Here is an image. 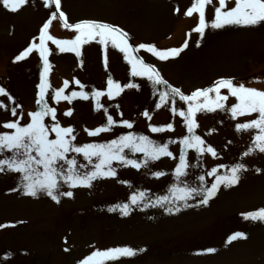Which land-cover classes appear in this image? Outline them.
I'll return each instance as SVG.
<instances>
[{"label":"rangeland","instance_id":"obj_1","mask_svg":"<svg viewBox=\"0 0 264 264\" xmlns=\"http://www.w3.org/2000/svg\"><path fill=\"white\" fill-rule=\"evenodd\" d=\"M42 4L41 0H27L19 11L13 12L0 3V87L5 90L11 87L6 90L8 95L0 96V105L5 106L0 108V133L12 131L2 127L4 122L18 121L25 126L31 122L30 108L32 112L39 110L35 100L39 92V75L44 70V65L39 70V50L33 49L34 52L27 55L28 59L16 61L15 58L34 44L32 35L40 29L38 26L46 16V12L42 13ZM192 4L193 0H61L60 10L70 24L94 20L121 29L133 37L129 39L136 50L141 44L153 45L160 51L183 47L178 56L169 58L171 60H160L146 49H141L140 56L135 49L129 50L128 56L153 66L169 84L184 93L209 85L213 87L216 81L229 78L234 83L264 90V22L255 26L225 25L214 29L211 23L219 0H211L205 7L208 27L201 37L192 31L198 24V13L185 15ZM234 6L235 0H226L222 11ZM51 7L54 11V5ZM49 20L52 28L64 27L58 13L53 19L51 12ZM59 35L51 34L54 39ZM99 41L100 37L96 36L88 45L81 46L79 57L71 55L74 52H60L49 41V48L53 44L55 53H60L49 60L51 67L46 77L50 86L45 99L48 106L55 109V118L61 127L74 129L72 144L77 147L109 144L122 135H143L158 145L167 144L172 156L148 160L145 166L144 153L125 148V157L136 160L141 167L124 166L114 160L111 168L116 171V176L98 177L90 187H69L61 179L59 192L71 191L73 195L57 193L59 203L46 192H38L35 197L26 194L19 173L7 169L0 172V264H82L94 252L123 247L133 249L135 255L117 259L96 257L95 260L99 264H264V220L246 219L244 215L264 208V153L254 150L245 156L244 153L254 147L252 140L256 130L237 131L236 128L239 123L257 118L258 113L234 119L230 109L238 101L227 88H221L219 93L228 97L222 102L227 109L207 110L217 100L215 92L206 101L196 98L200 105L206 106L195 114L198 126L194 133L204 141L200 147L210 158L207 165L212 166L215 160L222 161L224 167L221 168L227 166L226 170H230L223 176H230L231 168L237 164H243L244 169L238 173L236 184H220L207 205L200 202L202 196L186 202L176 200L173 198L174 187L210 188L217 179L214 175L222 173L218 169L215 174L205 173L206 177L202 174L203 184L194 179L199 172L193 170L176 178L174 173L182 150L189 165L194 160L198 169L202 168L198 157L187 159L188 153L197 156V149L181 143L189 136L187 125L179 114L184 112L182 101L170 94L167 102L157 108L156 105L161 103L158 85L146 76H132L125 53L113 46L111 38L106 45ZM130 42L127 40L129 46ZM185 42L187 47H184ZM51 76L54 82L58 80L57 85L51 82ZM113 77L123 90L113 88L110 98L107 81ZM240 77L244 79L235 80ZM77 80L83 87L77 85ZM128 83H135L138 88L124 87ZM58 87H70L71 93H87L88 98L77 96L71 103L60 99L65 103L64 107L54 98ZM96 87L99 92L106 93L105 101L113 106V120L117 123L92 139L88 131L107 125V117L103 120L100 114L108 108L102 103L101 96H92ZM15 97L19 100L18 106ZM190 104L193 105L192 101L186 102L187 107ZM13 109L16 116L11 114ZM69 110L71 115H65ZM145 111L151 119L143 115ZM51 117L50 114L44 118L50 129L54 126ZM123 121H129L132 127L124 126ZM206 122L209 126L201 130ZM118 123L122 129H115L120 126ZM168 124H172V130L167 129ZM150 126L164 130L152 132ZM49 139H55L54 132H49ZM208 147L214 150L215 156L206 151ZM11 155L5 151L0 158ZM66 156L77 161L76 170L80 173L94 170L93 165L99 162L93 156L89 163L83 154L71 151ZM60 166L68 167L63 161ZM156 172L165 175L157 178ZM140 192L146 193V199L133 204L131 197ZM162 197H168V200H160ZM113 202L121 207L110 210ZM124 205H128L127 215L123 211ZM236 233H242V238L231 240Z\"/></svg>","mask_w":264,"mask_h":264},{"label":"snow or ice","instance_id":"obj_2","mask_svg":"<svg viewBox=\"0 0 264 264\" xmlns=\"http://www.w3.org/2000/svg\"><path fill=\"white\" fill-rule=\"evenodd\" d=\"M4 8L16 12L23 5L27 3V0H0ZM46 6L54 5V11L52 12V18H56V14H59V19L63 21V26L68 29L74 30L78 35L74 39L60 40L54 39L48 34V29L51 20L44 23L40 30V44H39V55L44 63V71L41 72V82L37 86L39 92L37 93L36 104L39 110L29 113L31 122L25 126H21L18 121L4 122L2 127L5 129L12 130L11 132L0 133V156L5 151L12 153L10 157L0 158V172L7 169L8 171L16 172L21 175L23 180V187L26 194L36 196L38 192H46L54 201L59 203L57 193L60 195H66L71 197L73 193L71 191L59 192V180H63L69 187H90L91 182L98 177H115L116 171L111 168L112 161H118L124 166H132L134 168L141 167L136 160H130L125 157L123 151L128 148L133 152H142L145 155L144 165H147L148 160H157L161 156H172V153L168 150L167 144L158 145L151 141L148 137L140 135L134 136L132 134L122 135L118 139L112 140L109 144H86L83 147H77L72 144V140L75 139L73 135L74 129L72 127H60L57 123L51 129L44 123V118L51 114L55 118V109L50 108L45 99L49 84L47 82V74L51 67L48 62V55L50 54L49 49L45 46V41H52L60 52H74L78 57L81 55L80 48L84 43H88L90 39H94L96 36L100 37V43L104 44L111 38L114 47H119L121 52L125 53V58L128 59L132 65V76H146L149 81L155 85H167V81L164 80L156 69L148 64H145L140 59H131L128 56L129 45L127 43L128 34L121 29L99 21L94 20H83L75 24L67 22L65 13L61 11V0H44ZM211 3V0H193L192 6L185 12L186 16H191L194 12L198 13L199 20L196 27L192 31L199 33L203 37L206 27L208 24L205 18V7ZM226 7V0H219V7H215V19L211 23V27L219 29L225 25H243V26H255L258 23L264 22V0H235V6L227 11H222ZM36 44H32L26 48L24 52L20 53L15 60L20 61L25 59L30 54ZM184 47H187L185 42ZM139 49H146L151 52L160 60H166L170 57L178 56L183 51L182 48H173L165 51H160L153 45H139ZM137 49V51L139 50ZM139 65V67H138ZM77 85L80 82L76 81ZM109 91L108 95L111 98L112 89L116 88L119 91L123 89L119 84L115 83L112 79L107 81ZM67 87L68 82H64ZM83 87V85H80ZM124 87L127 88H138L135 83H128ZM227 88L229 93L234 96L238 103L234 104L230 111L232 117L235 119L238 116L251 115L258 113V117L250 120L247 123H239L236 125L237 131L256 130V135L253 137L252 144L254 147L249 148L244 153L245 156L250 155L252 151L258 150L264 153V90H257L253 87H246L243 83H234L231 79H220L215 82L213 87L205 88L202 90L194 91L190 96L184 95L180 89L171 87L168 85V91L160 92V102L156 105L157 108L161 107V104L167 102V98L171 96H178L182 101H194L198 97L208 98L209 93L215 92L217 94V100L212 106H208L207 110L214 111L215 108H223L222 101L227 100V96H221L220 89ZM64 88H60L55 91L54 98L59 101L60 99L67 100L71 103L72 98L80 96L83 99L88 98V94L84 92L77 93L73 91L71 96L62 95ZM8 95L3 87H0V96ZM103 93L95 91L92 93L93 97H99ZM11 99V97H9ZM4 105H0V108H4ZM99 107V104H98ZM206 106L195 104L189 105L187 112H180L179 114L183 117L189 136L184 137L181 141L186 147H195L198 152H203L204 149L200 146L203 145L204 141L194 134V129L198 126L195 120V114L198 111L204 110ZM175 113L176 109H172ZM106 111V110H105ZM13 116H16V111H11ZM65 115H71V110L67 111ZM143 115L151 119V116L147 111ZM112 116H107V125L104 127L96 128L95 130L88 131V135L95 136L100 132L110 130V127L114 124ZM123 125L131 128L132 123L129 121H123ZM168 130H172V124H168ZM152 132L163 131V128L150 126ZM55 133V139H49V132ZM75 152L77 154H83L88 159L89 163L92 162V157L95 156L99 162L93 165L94 170L90 172L80 173L77 169V161L75 159H68L66 154L68 152ZM208 153L213 156L216 155L211 147L206 149ZM63 161L68 167L65 169L60 166V162ZM80 167H84L80 165ZM189 167L185 159L184 151H181L179 157V164L175 169V176L177 179L187 175L186 169ZM107 168V171H105ZM42 169V171H41ZM244 169L243 164H237L231 168L230 176H218L216 181L211 184L210 188H196V187H179L176 186L173 189L174 199L180 201H187L195 196H202L200 201L202 204L207 205L209 199H211L217 192L220 184L234 185L239 180L238 173ZM217 170L213 169L211 174H215ZM154 175L158 178L165 175L163 172H156ZM199 180L203 184L204 177L200 176ZM146 199V193L140 192L138 195L131 197L133 204H138ZM162 201H167L168 197L160 198ZM128 205L123 206L124 214L127 215ZM171 212V209H169ZM245 215L246 219L252 220H264V208L257 211L248 212ZM242 233H236L231 237V240L242 238ZM208 251H214L209 249ZM135 255V251L128 247L123 248H112L104 252H94L90 256L86 257L82 264H99L95 260L96 257H102L107 259H117L119 257H131Z\"/></svg>","mask_w":264,"mask_h":264}]
</instances>
